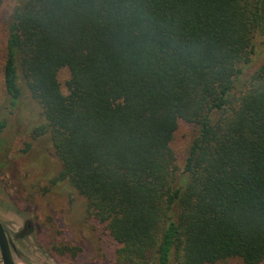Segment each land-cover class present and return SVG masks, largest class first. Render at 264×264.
Wrapping results in <instances>:
<instances>
[{
    "label": "trees",
    "instance_id": "1",
    "mask_svg": "<svg viewBox=\"0 0 264 264\" xmlns=\"http://www.w3.org/2000/svg\"><path fill=\"white\" fill-rule=\"evenodd\" d=\"M6 31V108L23 88L38 103L51 184L84 198L115 264H264V0H16ZM179 121L198 131L180 169Z\"/></svg>",
    "mask_w": 264,
    "mask_h": 264
},
{
    "label": "rangeland",
    "instance_id": "2",
    "mask_svg": "<svg viewBox=\"0 0 264 264\" xmlns=\"http://www.w3.org/2000/svg\"><path fill=\"white\" fill-rule=\"evenodd\" d=\"M15 3L16 0H3L0 8V120L6 122L0 135V223L8 240L13 241L12 255L17 264H115L119 246L103 225L87 216L84 198L69 185L51 184L61 167L48 135L33 139L35 129L43 123L38 103L26 88L12 112L3 101L7 21ZM263 63L264 46L257 49L249 71ZM68 79V70L60 69L57 80L65 95ZM197 133L194 126L178 122L170 143L178 169ZM27 144L31 149L23 153ZM26 224L32 227V234L21 241L14 240ZM65 247L76 249L75 256L64 252ZM218 264L244 263L232 259Z\"/></svg>",
    "mask_w": 264,
    "mask_h": 264
},
{
    "label": "water",
    "instance_id": "3",
    "mask_svg": "<svg viewBox=\"0 0 264 264\" xmlns=\"http://www.w3.org/2000/svg\"><path fill=\"white\" fill-rule=\"evenodd\" d=\"M0 259L1 264H17L11 252L10 241L0 223Z\"/></svg>",
    "mask_w": 264,
    "mask_h": 264
}]
</instances>
